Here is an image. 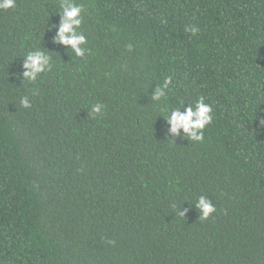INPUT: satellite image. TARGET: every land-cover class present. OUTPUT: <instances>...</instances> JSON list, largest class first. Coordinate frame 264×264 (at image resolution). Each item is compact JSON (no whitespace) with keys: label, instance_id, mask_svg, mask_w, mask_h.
Returning a JSON list of instances; mask_svg holds the SVG:
<instances>
[{"label":"trees","instance_id":"16d2710c","mask_svg":"<svg viewBox=\"0 0 264 264\" xmlns=\"http://www.w3.org/2000/svg\"><path fill=\"white\" fill-rule=\"evenodd\" d=\"M79 2L85 58L53 43L59 0L0 10V264H264V0ZM34 47L55 66L29 84ZM165 75L172 106L212 103L203 144L166 135Z\"/></svg>","mask_w":264,"mask_h":264},{"label":"clouds","instance_id":"9594fccd","mask_svg":"<svg viewBox=\"0 0 264 264\" xmlns=\"http://www.w3.org/2000/svg\"><path fill=\"white\" fill-rule=\"evenodd\" d=\"M16 7L17 0H0V10H10ZM57 10L60 20L58 24L52 25L56 29L55 35L52 37L53 43L70 46V49H66L67 51L70 50L76 57L85 58L91 52V49L87 47L89 38L82 30L84 18L89 15L88 8L79 0H59L58 8L53 7L52 13L57 14ZM47 15L49 16V12ZM188 30L192 35H196L199 31L194 26H190ZM127 47L129 51L133 49L131 43ZM44 49L45 47H34L24 53L22 72L19 74L22 77V82L36 84L42 74L53 70L55 61L52 55ZM173 92V76L165 75L161 83L156 84L151 91L149 99L152 107L163 113L160 116L164 117L167 125L166 135L174 141L176 137H180L181 139L187 138L197 144H203L205 142V129L214 120L215 109L212 103L207 102L204 95H198L195 103H185L180 100L176 106H172L168 100ZM36 94L38 93H33V95ZM20 106L23 108L32 107L29 96H21ZM105 109L106 105L98 101L91 105L90 112L93 118H96L103 115ZM195 205L201 220H206L216 211L212 200L205 195H200L195 201ZM187 211V208L183 210L180 208L178 214L185 216ZM109 243L115 242L109 241Z\"/></svg>","mask_w":264,"mask_h":264}]
</instances>
